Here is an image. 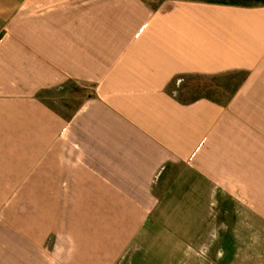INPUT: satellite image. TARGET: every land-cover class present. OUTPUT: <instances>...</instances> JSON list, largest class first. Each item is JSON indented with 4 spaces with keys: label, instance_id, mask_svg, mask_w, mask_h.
Instances as JSON below:
<instances>
[{
    "label": "crops",
    "instance_id": "crops-1",
    "mask_svg": "<svg viewBox=\"0 0 264 264\" xmlns=\"http://www.w3.org/2000/svg\"><path fill=\"white\" fill-rule=\"evenodd\" d=\"M152 2L0 0V264H121L166 218L188 253L236 223L264 256V0ZM194 76L239 81L170 90Z\"/></svg>",
    "mask_w": 264,
    "mask_h": 264
},
{
    "label": "rangeland",
    "instance_id": "rangeland-1",
    "mask_svg": "<svg viewBox=\"0 0 264 264\" xmlns=\"http://www.w3.org/2000/svg\"><path fill=\"white\" fill-rule=\"evenodd\" d=\"M152 6L156 7L164 0H152ZM239 78H205V77H185L176 80L171 86L170 90L178 96L182 101H191L200 97H210L213 99L227 100L232 94ZM91 95V89L82 88L79 85L73 84L66 92H57L54 95H47L52 105L58 107L59 111L64 114H70L77 109L87 97ZM164 219V227L158 225L154 227L143 242L133 246L130 253L122 261L121 264H258L264 260V256L258 255L256 246H252V241L245 238L244 232L240 231L239 224L234 223L233 232L230 229L214 230L213 237L210 239H201V253H188V245L193 243L196 246L197 240L192 238L194 232L192 224H186L185 231L181 234L171 230L172 227L167 223L168 218ZM170 219V218H169ZM187 218H179L181 225ZM190 219V218H189ZM237 226V227H236ZM173 231L175 236L167 238L164 234L165 229ZM189 228V229H187ZM202 234L209 235V232H202ZM173 238V239H172ZM196 242V243H195ZM213 242L217 243L215 250L219 252L214 256L209 254L212 252ZM250 246L252 253L241 256L236 252L241 249H246ZM184 247L186 253L184 254H164V248ZM229 251L230 254H225L224 250ZM233 253V254H232Z\"/></svg>",
    "mask_w": 264,
    "mask_h": 264
},
{
    "label": "trees",
    "instance_id": "trees-1",
    "mask_svg": "<svg viewBox=\"0 0 264 264\" xmlns=\"http://www.w3.org/2000/svg\"><path fill=\"white\" fill-rule=\"evenodd\" d=\"M197 77V76H194ZM235 91L231 94V96L228 98V101L231 99V97L234 95ZM206 98H210V97H206ZM225 103V102H224Z\"/></svg>",
    "mask_w": 264,
    "mask_h": 264
}]
</instances>
